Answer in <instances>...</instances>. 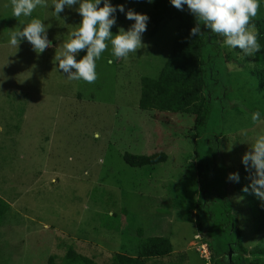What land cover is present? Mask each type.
<instances>
[{
	"label": "rangeland",
	"instance_id": "obj_1",
	"mask_svg": "<svg viewBox=\"0 0 264 264\" xmlns=\"http://www.w3.org/2000/svg\"><path fill=\"white\" fill-rule=\"evenodd\" d=\"M110 3L147 14L142 46L118 60L108 46L96 61V80L88 84L69 81L53 59L81 19L75 5L65 7L58 19L51 16V5L33 11L31 18L50 25L47 36L52 42L37 55L27 41L17 49L7 44V34L19 21L10 16L8 0L0 1V197L11 204L0 221V263L47 264L59 241L73 238L80 252L106 264L113 251H137L141 242L157 234L173 244L175 260L169 264H206L203 241L209 243V257L211 246L216 253L228 246L220 262L241 264L238 230L243 247L264 244V206L251 189L235 190L227 179L229 173H240L241 158L249 150L246 141L264 128V121L250 119L256 110L264 116L261 78L249 72L257 53L245 57L239 49L221 48L225 61L220 58L214 68L225 77L211 91L206 125L195 129V115L139 107L141 77L158 75L175 22H163L151 35L153 0ZM115 15L110 30H127L132 21L119 11ZM84 54L81 50L77 59ZM198 129L217 143H205L196 157L192 135ZM125 152H165L167 159L135 167L125 162ZM198 159L208 164L201 184L202 193L212 200L199 215L194 203L201 190ZM243 175L249 177L247 170ZM139 228L144 230L141 238ZM254 257L246 254L243 260ZM208 264H215L213 258Z\"/></svg>",
	"mask_w": 264,
	"mask_h": 264
},
{
	"label": "trees",
	"instance_id": "obj_2",
	"mask_svg": "<svg viewBox=\"0 0 264 264\" xmlns=\"http://www.w3.org/2000/svg\"><path fill=\"white\" fill-rule=\"evenodd\" d=\"M259 4L262 7L258 9L255 17L250 19V23L255 27L261 50L257 53V62L249 72L260 76V89L264 90V0L260 1ZM150 17L154 23L151 35L156 34L163 22L165 24L166 22L174 21V39L158 75L156 77L142 75L141 77L140 109L145 111L154 110L158 112L192 114L196 117L195 129L206 125V121L210 115L211 91H214L213 86L219 84L216 81L220 77H225V75L220 76L221 73L217 72V69L214 68V65H216V62L220 58L224 59L221 47L217 43V36L207 33V29L203 25H201L200 35L190 36V29L196 23L194 17L186 9L178 10L173 7L169 3V0H153ZM226 72L227 69L224 71V74ZM207 134L206 131L199 132L198 129L192 135L196 142V157L200 156L205 143H208L209 146H214L217 143V138L211 134ZM123 156L126 163L135 167L152 166L167 159L165 152L153 154L125 152ZM213 159L216 158L213 157ZM204 162L205 160L203 159H198L195 162L196 170L197 172L199 171L200 184L201 177L203 176L202 171L207 169L208 166V164L204 165ZM208 168L212 171L216 169V167ZM246 170L249 175L248 178L243 175ZM253 172V169H246L242 164V169H240V173L238 174L239 181H231L232 183L228 182V184H231L235 190L241 191L246 186L244 181H250V174ZM203 187L201 184V190L198 191L199 198L194 202L196 203L195 214L197 215L201 214L204 208L209 209V206H212V200L202 193ZM10 207L11 204L0 197V221L4 218ZM198 226L200 230V225L198 224ZM117 229H119V226H117ZM137 233L141 238L144 235V230L139 228ZM236 234L237 244L240 246L236 250V252L240 253L237 254L238 261L240 262L241 260L243 264H264V244H258L250 248L243 247L240 231L238 230ZM63 239L59 241V244L56 245L49 255L47 264H103L98 262L95 256H89L80 252L73 238L72 241H63ZM262 241H264V236ZM203 243L209 247L207 241L201 242L200 245ZM63 248L64 254H61ZM211 249L213 253L210 254V257L208 259L204 258L207 262L206 264L210 263V259L212 258L215 264H222L220 259L225 251H229L228 246L225 249H221L219 253H216L212 246ZM175 253L173 244L167 236L153 234L146 241L140 243L137 251H113L112 256L106 264H161V259L165 257L168 259L166 264H169L170 261L175 260ZM246 254L255 255V257L243 260V255ZM0 264L6 263L4 261Z\"/></svg>",
	"mask_w": 264,
	"mask_h": 264
},
{
	"label": "clouds",
	"instance_id": "obj_3",
	"mask_svg": "<svg viewBox=\"0 0 264 264\" xmlns=\"http://www.w3.org/2000/svg\"><path fill=\"white\" fill-rule=\"evenodd\" d=\"M11 16L17 18L19 27L13 28L7 34V44L18 48L21 41H27L32 50L39 55L46 47H51L47 28L50 25L42 23L40 18H31L33 11L38 7L51 5V16L60 18L65 7L72 9L81 17L76 26L68 32L60 44V50L55 51L54 61L56 69L66 74L69 81H83L91 84L97 78L96 61L110 46V54L114 59H127L130 53H136L142 46V34L146 30L149 19L147 14L125 11L123 5L113 6L110 0H8ZM149 3L152 0H148ZM169 3L178 10H187L194 17L195 26L190 29V36L201 34V25L207 33L219 37L217 43L221 48L239 49L245 57L254 56L260 52L261 46L257 40L255 27L250 19L255 17L258 0H169ZM123 13L125 19L132 21L125 30L117 26L113 33L110 29L116 23V13ZM24 18V19H22ZM30 18V19H27ZM27 19V22H25ZM63 25V24H62ZM84 55L77 59L80 51ZM109 63L112 61L109 60ZM252 122L264 121L259 110L250 113ZM249 150L245 151L241 162L246 169L254 170L250 174V183L242 188L243 192L251 189L252 194L264 206V128L251 139L246 141ZM231 150V147L228 148ZM229 181H239L238 173L232 172L227 176ZM207 249V244H202ZM200 253V249H198ZM208 253L201 255L209 258ZM232 259V257H231Z\"/></svg>",
	"mask_w": 264,
	"mask_h": 264
},
{
	"label": "built area",
	"instance_id": "obj_4",
	"mask_svg": "<svg viewBox=\"0 0 264 264\" xmlns=\"http://www.w3.org/2000/svg\"><path fill=\"white\" fill-rule=\"evenodd\" d=\"M203 247H204V246H202V248H203ZM202 248H201V249H202ZM201 251H202V250H201ZM202 252L205 253V254L207 253V249H206V247L203 248V251H202Z\"/></svg>",
	"mask_w": 264,
	"mask_h": 264
},
{
	"label": "crops",
	"instance_id": "obj_5",
	"mask_svg": "<svg viewBox=\"0 0 264 264\" xmlns=\"http://www.w3.org/2000/svg\"><path fill=\"white\" fill-rule=\"evenodd\" d=\"M1 1V0H0ZM0 26H1V24H0Z\"/></svg>",
	"mask_w": 264,
	"mask_h": 264
},
{
	"label": "flooded vegetation",
	"instance_id": "obj_6",
	"mask_svg": "<svg viewBox=\"0 0 264 264\" xmlns=\"http://www.w3.org/2000/svg\"><path fill=\"white\" fill-rule=\"evenodd\" d=\"M230 260H232V259L230 258Z\"/></svg>",
	"mask_w": 264,
	"mask_h": 264
}]
</instances>
